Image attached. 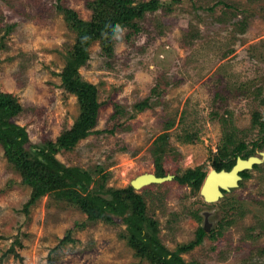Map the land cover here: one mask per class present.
<instances>
[{
    "label": "rangeland",
    "instance_id": "rangeland-1",
    "mask_svg": "<svg viewBox=\"0 0 264 264\" xmlns=\"http://www.w3.org/2000/svg\"><path fill=\"white\" fill-rule=\"evenodd\" d=\"M157 3L133 27L112 37L105 28L78 67L80 30L118 16L117 0H0V93L22 106L10 121L29 135L28 159L48 167L47 155L55 158L64 179L46 192L26 182L0 142V264H157L133 236L168 264H264V0ZM69 76L95 86L97 124L55 152L48 142L85 111ZM247 153L257 166L206 201L201 189L215 165ZM189 170L205 176L176 181ZM147 173L170 179L134 189ZM130 187L146 221L105 204L114 202L109 189ZM76 192L105 218L86 213ZM200 228L202 243L182 251Z\"/></svg>",
    "mask_w": 264,
    "mask_h": 264
},
{
    "label": "trees",
    "instance_id": "trees-1",
    "mask_svg": "<svg viewBox=\"0 0 264 264\" xmlns=\"http://www.w3.org/2000/svg\"><path fill=\"white\" fill-rule=\"evenodd\" d=\"M120 10L118 11V16L112 17L109 20L101 21L100 25L96 26H85L82 31L80 30V35L78 37L77 44L75 45V61L78 67L85 64L88 54L87 48L95 38L105 37L104 29H107L109 37H112L110 34L116 33V31L123 28H130L134 25L132 20L135 18L142 17L146 12L155 10L158 6L157 0H152L150 2H141L138 5L133 6V0H117ZM119 25V29L116 26ZM107 46H110L107 43ZM76 70V69H75ZM67 87L70 91L78 93L79 99L81 100L82 105L85 107V111L81 116L78 124L69 131H66L62 134L57 141V144L48 142L49 147L56 152L57 148L63 150H70L73 148L80 139L87 137L93 128L97 124V115H98V105L96 103V88L94 85L83 82L79 79H74L72 76L67 78ZM146 105H143L145 108ZM22 111V106L17 103V101L9 94L0 93V142L3 146L9 151V154L13 157L14 161L25 169L26 173V182L31 184L34 180H38L44 184L43 190L50 191L52 189H61V182L64 180L62 176L59 175V171L56 168H62V164L58 162L53 157L47 155L50 165L47 167L42 163H36L28 159V154L25 144L29 142V135L24 128H20L10 121V118L16 117ZM46 148L44 147L42 152L46 153ZM247 149L246 143L242 142L235 149V156H240ZM19 151L23 153L20 158ZM50 153V152H49ZM48 154V153H47ZM243 159L249 158V153L243 155ZM236 164V161L233 159L231 162L227 163H217L215 169L217 171L222 170H231ZM255 167L257 165H254ZM65 170V169H64ZM68 175L67 170H65ZM204 173L199 170H189L182 176H177L176 181L181 184H195L196 181H200L204 178ZM242 178L248 176L247 170H244L240 173ZM111 195L113 196L114 202L105 203L107 206L113 208V211L117 213H124V208L117 209L114 205L122 204L126 208H130L133 214L140 220L146 221V204L141 195L136 194L134 189L130 187L127 190H113L109 189ZM41 193V192H40ZM40 193H36L35 198H39ZM77 202L85 210L86 213L92 215L93 217H104L102 212L87 199L83 197L78 192L75 193ZM206 232L203 228H200L197 231L196 239L191 242L189 245L182 248V251L186 252L192 250L197 245L202 243ZM131 243L133 247L139 249L143 255L151 259H157V264H168L163 261L156 253H154L142 240L138 239L136 236L131 238ZM168 253V251L166 250ZM154 259V260H155Z\"/></svg>",
    "mask_w": 264,
    "mask_h": 264
},
{
    "label": "water",
    "instance_id": "water-1",
    "mask_svg": "<svg viewBox=\"0 0 264 264\" xmlns=\"http://www.w3.org/2000/svg\"><path fill=\"white\" fill-rule=\"evenodd\" d=\"M259 163V160L255 157H249L247 159H243V158H238L236 164L233 166V168L229 171L227 170H222V171H217V170H212L209 175L207 176L204 184H203V187L201 189V192L202 194L205 193V189L207 187V183L211 177V175L214 173L215 175H218V176H221V175H229L231 176L232 175V179L230 180V183L226 186H222L220 185L219 187L215 186L216 187V195L215 197L217 198L216 200H218L222 195H223V191L225 190H229V188H233V187H237L238 184H239V181L241 180V176H240V173L244 170H248V169H251L254 167L255 164H258ZM147 177H152V180L149 181L147 184L143 185L142 187L146 186V185H149V184H152V183H163V182H166L167 180L170 179V177H158L156 176L155 174H147L145 175ZM135 182L136 181H132L131 182V185L134 189H140L138 188L136 185H135ZM141 187V188H142Z\"/></svg>",
    "mask_w": 264,
    "mask_h": 264
},
{
    "label": "bare ground",
    "instance_id": "bare-ground-1",
    "mask_svg": "<svg viewBox=\"0 0 264 264\" xmlns=\"http://www.w3.org/2000/svg\"><path fill=\"white\" fill-rule=\"evenodd\" d=\"M147 174H150V173H147ZM147 174H143V175H140L138 176L137 178H135L134 181L135 182V185L138 187V188H141L143 185L147 184L149 181L152 180V177H147L145 175ZM232 175L229 176V175H221V176H218V175H215L214 173L211 175L208 183H207V187L205 189V193L203 194V196L205 197L206 201L208 202H214L216 201V187L222 185V186H226L230 183V180L232 179ZM216 186V187H215Z\"/></svg>",
    "mask_w": 264,
    "mask_h": 264
},
{
    "label": "clouds",
    "instance_id": "clouds-1",
    "mask_svg": "<svg viewBox=\"0 0 264 264\" xmlns=\"http://www.w3.org/2000/svg\"><path fill=\"white\" fill-rule=\"evenodd\" d=\"M116 28L119 29V25H117Z\"/></svg>",
    "mask_w": 264,
    "mask_h": 264
}]
</instances>
